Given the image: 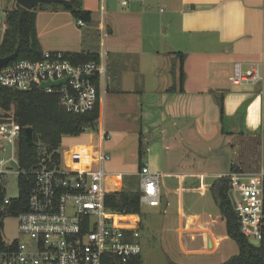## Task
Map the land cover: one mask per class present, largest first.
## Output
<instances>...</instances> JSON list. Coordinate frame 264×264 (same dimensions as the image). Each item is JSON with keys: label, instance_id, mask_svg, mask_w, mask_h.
Instances as JSON below:
<instances>
[{"label": "crops", "instance_id": "0c3cea01", "mask_svg": "<svg viewBox=\"0 0 264 264\" xmlns=\"http://www.w3.org/2000/svg\"><path fill=\"white\" fill-rule=\"evenodd\" d=\"M3 3L9 6L4 13L16 5L14 0ZM82 4L91 13L90 26L77 25L62 10L36 15L42 52L98 54L101 44L106 52L97 130L63 136L58 168L94 170L103 150L111 157L104 164L105 190L111 193L139 191V172L148 166L161 175L160 204L151 209L163 218L174 216L178 236L200 246L190 249L193 253H224L219 259L224 263L238 249L209 188L232 163L264 179V0ZM178 54L185 56L181 91ZM235 64L243 70L261 65L263 82L251 86V92L234 91L237 86L229 78Z\"/></svg>", "mask_w": 264, "mask_h": 264}, {"label": "built area", "instance_id": "2783aa9c", "mask_svg": "<svg viewBox=\"0 0 264 264\" xmlns=\"http://www.w3.org/2000/svg\"><path fill=\"white\" fill-rule=\"evenodd\" d=\"M120 1L127 5V0ZM77 25L84 26L82 21ZM3 33L2 29L0 42ZM102 33L103 39L106 33L104 30ZM97 55L96 62L75 65L65 53L43 52L39 61H13L2 67L0 84L13 91L37 88L46 94H55L62 109L84 114L94 108L106 87L107 61L102 44ZM63 80L57 87L40 89L43 83ZM229 82L232 86L261 84V65L243 70L240 64H235ZM19 135L14 120L0 123V175L8 173L7 168L13 169L10 163L16 162ZM5 147L9 148L8 159ZM110 159L100 150L96 168L87 172H67L41 164L34 172L27 210L16 217L22 241L0 242V264H127L141 255L137 231L119 225L125 216L105 206L104 164ZM224 177L229 181V197L240 232L250 243H264L263 175L245 174L235 167ZM160 182L158 172L148 166L141 168L140 208L159 206ZM8 205L9 199L5 198L1 210Z\"/></svg>", "mask_w": 264, "mask_h": 264}, {"label": "trees", "instance_id": "16d2710c", "mask_svg": "<svg viewBox=\"0 0 264 264\" xmlns=\"http://www.w3.org/2000/svg\"><path fill=\"white\" fill-rule=\"evenodd\" d=\"M66 1L65 5L39 4L32 10H26L16 4L14 8L7 10L4 21L5 30L0 42V59L17 52L15 61L41 60L43 52L37 39L35 26L38 11L62 10L70 13L75 22L82 21L85 26L92 24L91 13L83 9V0ZM178 57L180 58L179 91H181L185 79L183 72L185 56L178 54ZM67 58L77 65L96 62L98 55L90 53L67 54ZM173 90L174 88L171 91ZM218 103L221 117H223L222 97L221 99L218 98ZM11 119L15 121L20 131L16 143L18 196L14 199L10 198L9 205L1 210L6 195L2 183L3 176L0 175V242L2 241L4 219L7 216L17 217L27 210L29 193L35 182L34 172L41 164L50 169L58 168L62 137H77L86 131L97 130L99 102L97 101L94 108L89 112L72 114L59 106L58 96L55 94H46L37 88L15 92L0 84V123L8 122ZM28 127H31L34 132L33 143L30 146L26 144L24 137V130ZM235 167H237L236 163H232L230 170ZM209 190L225 223L226 233L238 249L236 255L222 264H264V243L257 246L252 245L240 232L233 203L229 197L227 178L223 176L215 180ZM262 190L264 202V179ZM139 196L140 193L137 190L107 193L105 206L110 211L122 214L127 220L138 219L141 212ZM114 264L118 263L115 262ZM127 264H142L141 255L132 258Z\"/></svg>", "mask_w": 264, "mask_h": 264}, {"label": "rangeland", "instance_id": "374dc122", "mask_svg": "<svg viewBox=\"0 0 264 264\" xmlns=\"http://www.w3.org/2000/svg\"><path fill=\"white\" fill-rule=\"evenodd\" d=\"M6 7L9 8L6 3L0 5V31L5 26L4 9H7ZM251 89V85H242L237 86L233 90L238 92H251ZM218 98L221 99V96ZM7 169H9V172L2 175V183L6 198L14 199L18 196V172L14 169ZM114 180L120 182L119 179L114 178ZM156 211L157 209L142 206L138 219H124L119 222L121 226L137 229L136 239L142 248V264H220L219 259L224 257V253H218L212 256L193 253V250L190 249L196 250L200 246L196 243L187 245V238L185 236H178L175 225H173L174 216L168 213L166 218H163L162 213L157 214ZM2 240L7 243L22 241L18 234V221L16 217L7 216L4 219ZM231 244L234 247L236 246L233 242Z\"/></svg>", "mask_w": 264, "mask_h": 264}, {"label": "water", "instance_id": "95a60500", "mask_svg": "<svg viewBox=\"0 0 264 264\" xmlns=\"http://www.w3.org/2000/svg\"><path fill=\"white\" fill-rule=\"evenodd\" d=\"M67 3L66 0H16V4L26 10H32L33 8H35L37 5L39 4H62L65 5ZM17 58V52H14L12 55L7 56L5 58L0 59V69L6 65H8L9 63L15 61ZM86 78H92V76H88ZM63 81H59V82H54V83H43L40 86V89L43 90L46 87H57L60 85V83L64 82ZM15 92H21L20 90H15ZM247 105V102L245 104H243V106L240 108L239 113L243 114L245 112V106ZM33 129L31 127L25 128L24 130V137H25V142L28 146L32 145L33 143ZM5 157L8 159L10 157V153H9V148L5 147ZM11 166L14 170H18V165L17 162L11 161ZM231 199V197H230ZM252 245L257 246V242H251Z\"/></svg>", "mask_w": 264, "mask_h": 264}]
</instances>
